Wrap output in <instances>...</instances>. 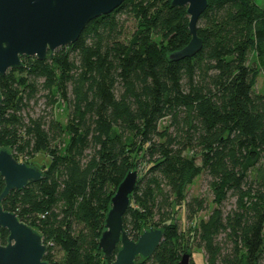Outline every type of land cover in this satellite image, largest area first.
Segmentation results:
<instances>
[{
  "label": "trees",
  "instance_id": "1",
  "mask_svg": "<svg viewBox=\"0 0 264 264\" xmlns=\"http://www.w3.org/2000/svg\"><path fill=\"white\" fill-rule=\"evenodd\" d=\"M258 1L207 0L196 27L201 49L171 60L190 40L186 7L124 0L51 57L24 56L22 67L0 75V148L28 165L40 152L48 159L40 179L11 190L1 206L40 233L44 261L112 262L117 249L105 257L98 240L111 197L136 170L123 228L133 239L159 228L163 238L134 264H173L193 244L206 264H263L264 96L255 87L264 76V5ZM41 98L44 107L35 112ZM202 174L215 206L181 229L172 207L184 206L188 220L207 208L202 196L186 199L187 186ZM229 198L233 207L224 210ZM8 234L0 226L1 244Z\"/></svg>",
  "mask_w": 264,
  "mask_h": 264
},
{
  "label": "water",
  "instance_id": "2",
  "mask_svg": "<svg viewBox=\"0 0 264 264\" xmlns=\"http://www.w3.org/2000/svg\"><path fill=\"white\" fill-rule=\"evenodd\" d=\"M124 0H0V75L8 69L23 66L22 57L43 60L61 47L74 43L86 24L108 14ZM171 6L186 7L188 43L173 51L169 58L180 60L193 57L202 47L197 35V21L207 7V0H171ZM1 100V97H0ZM36 165L18 161L7 148H0V176L4 188L0 193V226L8 231L7 243H0V264H48L43 260L46 244L40 233L19 220L14 212L4 210L2 199L11 191L40 179ZM138 178L130 170L111 197L104 230L98 248L105 257L117 249L109 264H134L136 258L149 257L163 238L159 228L143 230L136 239L123 228V216L130 204V195ZM191 252L181 254L173 264H190Z\"/></svg>",
  "mask_w": 264,
  "mask_h": 264
},
{
  "label": "rangeland",
  "instance_id": "3",
  "mask_svg": "<svg viewBox=\"0 0 264 264\" xmlns=\"http://www.w3.org/2000/svg\"><path fill=\"white\" fill-rule=\"evenodd\" d=\"M260 1L261 0H259L258 3L261 5H264V1L263 2H260ZM125 26H126L127 32H131L134 26V21L132 19H128L126 21ZM255 90L264 96V76L263 74L258 75ZM44 103H45V99L43 98L39 99L38 105L35 106L34 111L39 112L41 108L44 107ZM56 112H57L56 117H59L60 120L65 121V114H62V109H58L56 110ZM47 161H48L47 157H45V155H43V153L40 152L31 160V163L33 165H36L39 168L43 162L47 163ZM197 162H199V159H197ZM191 196L204 197L207 200L208 205H207V208L199 212L194 217L193 220H188L186 218V211H185L184 206L172 207V210L175 212L174 216L176 217L175 219L176 222L179 224L180 228L184 230H187V228L189 226H192L193 223H198L201 219H206L208 214L211 212L212 208L215 206L212 203V195L208 190L206 178H205V175L203 174L197 176L192 182V184L187 186L186 199H189ZM233 204H234V199L229 198L228 200L224 202L223 209L229 210L230 208L233 207ZM155 218H157V216ZM190 250L192 253L191 260H193L195 264H206L205 255L202 249L197 248L195 244H193ZM56 256L59 257L60 254H57ZM262 262L264 264V259Z\"/></svg>",
  "mask_w": 264,
  "mask_h": 264
}]
</instances>
